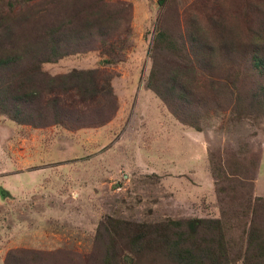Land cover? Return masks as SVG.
Masks as SVG:
<instances>
[{
  "label": "rangeland",
  "instance_id": "obj_1",
  "mask_svg": "<svg viewBox=\"0 0 264 264\" xmlns=\"http://www.w3.org/2000/svg\"><path fill=\"white\" fill-rule=\"evenodd\" d=\"M6 1L0 0L1 12ZM44 1L16 0L13 10ZM106 3L107 11L120 13L116 18H129L118 43L110 39L116 54H75L41 70L55 76L101 69L112 77L116 117L103 128L69 132L19 125L0 113V264L9 252L25 257L24 251L44 253L37 264H98L108 245L118 247L119 264H167L122 252L125 240L113 227L144 231L192 218L219 219L229 264H244L251 259V221L264 239V73L252 71L249 60L256 50L264 63V0ZM165 28L183 53L153 52ZM151 57L164 76L183 70L179 83L193 99L183 113L196 128L179 122L147 89Z\"/></svg>",
  "mask_w": 264,
  "mask_h": 264
},
{
  "label": "trees",
  "instance_id": "obj_2",
  "mask_svg": "<svg viewBox=\"0 0 264 264\" xmlns=\"http://www.w3.org/2000/svg\"><path fill=\"white\" fill-rule=\"evenodd\" d=\"M163 2L164 0H160L161 4ZM2 4L5 10L0 11V113L19 125L35 129L55 126L73 132L103 128L110 123L119 109L110 75L93 68L74 69L65 74L49 76L42 72L41 65L54 64L75 54L100 50L103 56H114L117 48L110 39L118 43L117 40L122 37L120 27L129 18H116L120 13L107 11L106 0H46L35 8L25 7V12L19 14L13 10L16 0H7ZM43 12L48 16L38 17L37 14ZM167 29L157 33L153 52L164 49L163 52L183 53L177 38L168 39L173 32L170 33ZM199 56L196 58L203 68L199 62L205 63V58L201 54ZM151 58L153 62L146 83L147 89L153 92L162 106L179 122L196 128L195 119L187 120L184 115L191 111L189 107L193 99L179 83L183 70L175 68L164 76V71L161 73L154 57ZM24 60L29 63L22 65ZM111 60L112 57L102 61L105 65H111ZM249 60L252 71L264 73V63L258 51L255 50ZM192 64L195 66L194 61ZM8 82L13 83L16 88L7 87ZM197 105L195 100L193 108ZM45 115L50 116V123L46 124ZM257 200L263 202L261 199ZM125 226L113 227L119 231L118 236L125 240L120 245V250L131 253L137 260L154 255L167 264L230 263L219 219L167 221L163 225L145 227L144 231L138 225ZM248 232L252 236L248 238L249 248L246 251L249 256L251 253V259L244 264H264V239L259 233L258 225L251 221ZM152 238L156 239L153 240L156 243L149 242ZM116 247L113 250L108 245L104 251H99L96 262L121 263L122 258ZM24 255L26 256L21 257L16 252H9L6 264H37L44 253L24 251ZM29 255L33 257L29 258ZM29 259L33 261L30 262Z\"/></svg>",
  "mask_w": 264,
  "mask_h": 264
},
{
  "label": "water",
  "instance_id": "obj_3",
  "mask_svg": "<svg viewBox=\"0 0 264 264\" xmlns=\"http://www.w3.org/2000/svg\"><path fill=\"white\" fill-rule=\"evenodd\" d=\"M156 6H157V5H155L154 9L156 8ZM1 192H2V190H1Z\"/></svg>",
  "mask_w": 264,
  "mask_h": 264
},
{
  "label": "crops",
  "instance_id": "obj_4",
  "mask_svg": "<svg viewBox=\"0 0 264 264\" xmlns=\"http://www.w3.org/2000/svg\"><path fill=\"white\" fill-rule=\"evenodd\" d=\"M84 130V129H83ZM80 131V130H79Z\"/></svg>",
  "mask_w": 264,
  "mask_h": 264
}]
</instances>
